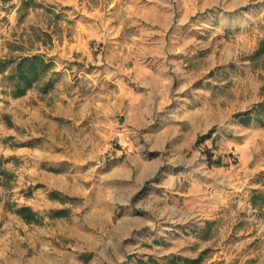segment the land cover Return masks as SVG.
Here are the masks:
<instances>
[{"label":"rangeland","instance_id":"1","mask_svg":"<svg viewBox=\"0 0 264 264\" xmlns=\"http://www.w3.org/2000/svg\"><path fill=\"white\" fill-rule=\"evenodd\" d=\"M23 1L0 0V58L43 53L55 86L15 98L12 66L0 72V264H264V202L251 198L264 190V123L226 148L206 144L214 128L195 141L183 119L208 107L264 118V0ZM208 148L229 164L206 166ZM118 163L128 185L101 199ZM192 169L202 179L179 177ZM55 177H77L69 217L43 194Z\"/></svg>","mask_w":264,"mask_h":264},{"label":"crops","instance_id":"2","mask_svg":"<svg viewBox=\"0 0 264 264\" xmlns=\"http://www.w3.org/2000/svg\"><path fill=\"white\" fill-rule=\"evenodd\" d=\"M60 102H56L57 105V110L55 111V114L59 117H65V118H72L71 115L65 113L66 115H61L60 113V108L61 105L58 104ZM17 104L20 106V103L17 102ZM85 108L87 107L86 104H83ZM82 106V107H83ZM59 109V110H58ZM148 109V108H147ZM261 107L257 108H251L249 111H243V112H235L232 113L231 111H222L219 113V115L216 114V111L213 107H208L207 109L201 111L200 109H196L195 111H187L184 112L186 115L183 118L184 121L187 122L188 128L192 129L195 132V141H197V138L200 135L204 134H209L211 133V130L214 128V131L211 135L208 136V138L205 140L206 144L211 146V143L215 141L214 139L218 137L217 142H220L221 145H224L226 148L227 146H232L234 144H242L243 146L244 142L243 141H248V131L255 130L259 132V126L264 123V118H263V112L260 111ZM89 114L88 110H83L81 109L80 111V116L81 117H87ZM103 112H99V116H102ZM144 123H148L147 117L145 115L144 117ZM225 121V125L223 127L215 128L217 124H220L221 122ZM98 124V123H97ZM101 124V123H99ZM101 126V125H100ZM217 135V136H216ZM216 136V137H215ZM194 140V137H192ZM212 141V142H211ZM211 142V143H210ZM183 147L187 146L182 144ZM214 149L210 150L208 148L207 150V155H209V158L207 157V160H204V164L207 166V164L210 163H220L221 165H228L229 162L221 158V155H218L217 157H214L213 154ZM220 151V150H218ZM221 152V151H220ZM210 159V160H208ZM119 164V163H118ZM209 166V165H208ZM117 168V169H115ZM115 169V170H114ZM113 172L108 175L106 178H111L109 181V192L104 193V191L99 192V197L102 199L104 195H108V198H111V201L113 200L115 194L119 192L122 188H125L126 185H128V182L126 180H121L119 177L118 173L120 171L126 170L125 165L123 164H116V167L113 168ZM188 174V173H187ZM111 176V177H109ZM180 178L186 179V177H191L192 180L196 181L198 179H202V176L195 170L192 169L190 176L186 175V170H183L181 175L179 176ZM103 177H100V180ZM105 178V177H104ZM77 180V177H73V184H71L70 180H68L66 177H55L53 179V182H55V186H61V187H55L51 188L49 190H46L43 194L45 197H49L50 199H56L58 200V203H53V204H60L58 207L57 211H60V216L61 217H69L70 214V205L69 203L72 202L73 199L77 198L78 196H73L71 193L73 192L75 188V182ZM126 181V182H125ZM61 182V183H59ZM124 183V187L121 189L119 188L121 184ZM71 188L72 192L69 190ZM193 190V189H191ZM183 191L182 194H184L187 197L194 196V190L193 191ZM38 191V190H37ZM74 193V192H73ZM256 202L258 201V198L263 199L264 202V190H256L253 192L252 197ZM100 199V201H101ZM60 201V202H59ZM107 208L111 207V202H107ZM33 208V207H32ZM34 209V208H33ZM35 210V209H34ZM36 211V210H35ZM103 211V208H100L99 205H95L92 213L97 214L101 213ZM39 215H41L38 211H36ZM77 226V225H76ZM33 264H37V260L33 259ZM50 264V263H49Z\"/></svg>","mask_w":264,"mask_h":264},{"label":"trees","instance_id":"3","mask_svg":"<svg viewBox=\"0 0 264 264\" xmlns=\"http://www.w3.org/2000/svg\"><path fill=\"white\" fill-rule=\"evenodd\" d=\"M34 0H25L23 5L29 7ZM37 39H41V35L49 37V34L45 31H41L37 34ZM22 45H14V50H23ZM264 55V40L259 48L255 51L254 56ZM12 66L7 72V79L11 88V95L15 98L24 96L33 87L41 84L40 92L48 93V91L55 86V79L52 78V74L55 71V62L48 59L41 52H28L20 55H13L11 57L0 58V72L3 73L6 69ZM210 160V159H209ZM7 176L10 178V173L3 168L2 162H0V177ZM6 178V177H5ZM256 204V203H255ZM15 212L21 216L27 223L39 222L42 217L34 211L30 206L18 207ZM56 215H60V211L56 212ZM178 259L173 258L171 262H176ZM201 258L197 259H184V264H200ZM140 264H161L157 259L150 257L149 259H140Z\"/></svg>","mask_w":264,"mask_h":264}]
</instances>
